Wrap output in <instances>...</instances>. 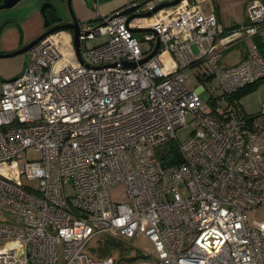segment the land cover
Instances as JSON below:
<instances>
[{
  "label": "built area",
  "instance_id": "built-area-1",
  "mask_svg": "<svg viewBox=\"0 0 264 264\" xmlns=\"http://www.w3.org/2000/svg\"><path fill=\"white\" fill-rule=\"evenodd\" d=\"M119 11L79 24L82 62L72 34L59 31L2 82L0 264H264V220L248 216L264 206V98L255 115L234 99L264 79L253 41L264 1L252 0L247 23L229 32L192 0L132 20L111 18ZM132 29H150L142 36L150 45ZM103 35L105 43L81 48ZM238 40L248 56L221 68ZM193 67L199 81L188 89ZM187 115L192 130L175 144V161L169 145ZM26 150L40 159L24 161ZM117 185L121 201L108 193ZM136 239L152 252L130 257ZM106 242L126 251L101 256Z\"/></svg>",
  "mask_w": 264,
  "mask_h": 264
},
{
  "label": "crops",
  "instance_id": "crops-1",
  "mask_svg": "<svg viewBox=\"0 0 264 264\" xmlns=\"http://www.w3.org/2000/svg\"><path fill=\"white\" fill-rule=\"evenodd\" d=\"M251 1L238 0V2L227 4L225 0H192L203 13L215 14L227 32L247 23V7ZM137 2L138 0H71V6L80 23L91 22L93 24L96 23L97 13L109 15ZM45 3L50 5L46 6L44 10L49 27L59 24L56 17L61 20L60 22L71 21L67 0H21L11 8L0 10L1 54L19 50L45 32L44 15L40 10ZM230 5L236 8V12L232 16L228 15L227 10ZM256 36H260L264 41V26L260 28ZM247 56L248 47L247 52L241 55V60H244ZM26 62L27 52L15 57L0 58V91L3 80L20 74Z\"/></svg>",
  "mask_w": 264,
  "mask_h": 264
},
{
  "label": "rangeland",
  "instance_id": "rangeland-1",
  "mask_svg": "<svg viewBox=\"0 0 264 264\" xmlns=\"http://www.w3.org/2000/svg\"><path fill=\"white\" fill-rule=\"evenodd\" d=\"M111 1V0H107ZM146 0H138L137 3H141ZM241 1V0H239ZM227 4L233 3V2H238V0H225ZM233 5H230L228 7V15L232 16L236 12V8L232 7ZM69 9V7H68ZM238 10V9H237ZM70 11V10H69ZM80 24V22H79ZM97 22L95 23V25ZM145 31L142 33H136L135 36L136 38L141 42L142 47L146 48L148 43H145L142 41V36ZM109 40V36L103 35V36H98L92 40H87L84 42L81 46V48H91L98 46L100 44L105 43L106 41ZM247 52V47L246 44L242 40H238L237 42L233 43L230 47L224 50L223 52V57L219 61L218 65L221 68L229 67L231 65H234L238 63L241 60V55L243 53ZM200 67H193L190 69L188 77L184 79V85L188 88H195L198 84V72ZM264 98V79L260 80L257 82L256 85L250 86L247 89H244L240 94L234 97V99L237 100V104L239 106V109L242 113L246 115H255L259 112L260 110V100ZM193 117L191 115H187L185 117V126L179 128L175 132L176 139L174 140L173 144L177 143H182L185 141L190 133H191V121ZM22 159L24 161H32V160H39L40 159V154L38 152H35L33 150H26L25 152L22 153ZM124 192V186L123 185H117L108 190L109 196L112 200L114 201H121L122 199V194ZM67 193H71V187H67ZM249 218H255L257 220H264V206L259 207L255 212H250L248 214ZM263 247H264V240H263ZM94 244V243H92ZM96 245V244H94ZM133 246V251L129 254L130 257H135L137 254L140 252H145V253H151L152 252V247L151 244L144 240V239H136L132 243ZM60 253H61V248H59ZM114 256L117 255L115 253H112ZM127 257V256H126ZM117 259V258H116Z\"/></svg>",
  "mask_w": 264,
  "mask_h": 264
},
{
  "label": "water",
  "instance_id": "water-1",
  "mask_svg": "<svg viewBox=\"0 0 264 264\" xmlns=\"http://www.w3.org/2000/svg\"><path fill=\"white\" fill-rule=\"evenodd\" d=\"M19 1H21V0H0V10L11 8L15 4H17ZM148 1H151V0H146V1H143L141 3L131 4L130 6L120 10L117 14H113L111 16V18H113L117 15H126V14H129L128 20H132L133 18H135L136 16H139V15L151 16L153 13H155L156 11H158L162 8L176 5L180 0H173L172 2L159 4L152 11L147 12L145 14L135 13L136 10H138L140 7H142ZM67 5H68L69 10H70L71 21L62 22V23H59L58 25H56L54 27L48 28L49 22H48L46 16L44 15V10H45L46 6H50V5L48 3L43 4L41 6L40 10H41L42 14L44 15V21H45L44 27L46 28L45 32H43L35 40L31 41L30 43H28L27 45H25L24 47H22L19 50H16V51L8 53V54H1L0 53V58H10V57H15V56H18L21 54H25L35 43H37L39 40L43 39L45 36L52 34V33H55V32H59V31H69L72 34V42H73V46L75 49L76 57L80 62H82L81 52H80V40H79V32H80L79 20H78L77 16L75 15V13L72 9L71 0H67ZM149 30L150 29H145V30L132 29V32L137 33L139 31H149ZM158 48H159V43L157 42L154 50L148 56H146L144 59H142L141 63L145 62L146 60L151 58L157 52ZM129 65H130V63H125V66H129Z\"/></svg>",
  "mask_w": 264,
  "mask_h": 264
},
{
  "label": "trees",
  "instance_id": "trees-1",
  "mask_svg": "<svg viewBox=\"0 0 264 264\" xmlns=\"http://www.w3.org/2000/svg\"><path fill=\"white\" fill-rule=\"evenodd\" d=\"M56 21L57 22H60L61 20L56 17ZM254 41H255V44H256V46L258 48L259 53L264 57V41L262 40V38H260V36H255L254 37ZM256 84H257V82L254 83V84H251V85L246 86L245 88H243L242 90H240L236 95H234V97L237 96L238 94H240L244 89H247L248 87L254 86ZM169 148H170V153L175 158V161H177L178 160V153H177L176 145H174L173 143H171L169 145ZM111 249H117V250H119L121 252L126 251V248H124L119 243L106 242V244L104 246H100L99 247L100 255L101 256L108 255L110 253V250Z\"/></svg>",
  "mask_w": 264,
  "mask_h": 264
},
{
  "label": "bare ground",
  "instance_id": "bare-ground-1",
  "mask_svg": "<svg viewBox=\"0 0 264 264\" xmlns=\"http://www.w3.org/2000/svg\"><path fill=\"white\" fill-rule=\"evenodd\" d=\"M154 20H155V19L152 18V19H150V20L141 21V23H143V24H151Z\"/></svg>",
  "mask_w": 264,
  "mask_h": 264
},
{
  "label": "flooded vegetation",
  "instance_id": "flooded-vegetation-1",
  "mask_svg": "<svg viewBox=\"0 0 264 264\" xmlns=\"http://www.w3.org/2000/svg\"><path fill=\"white\" fill-rule=\"evenodd\" d=\"M59 23H62V22H59ZM49 28H51V27H49Z\"/></svg>",
  "mask_w": 264,
  "mask_h": 264
}]
</instances>
